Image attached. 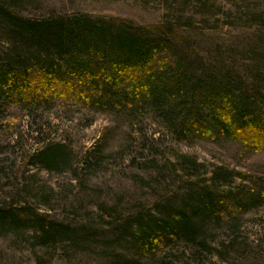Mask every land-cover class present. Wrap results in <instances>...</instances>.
<instances>
[{"label":"rangeland","instance_id":"1","mask_svg":"<svg viewBox=\"0 0 264 264\" xmlns=\"http://www.w3.org/2000/svg\"><path fill=\"white\" fill-rule=\"evenodd\" d=\"M24 19L88 16L144 28L172 27L206 60H228L245 75L264 52V0H10ZM2 48V49H1ZM8 44L0 35V60ZM229 66V67H230ZM61 143L69 164L46 171L30 159ZM96 152L97 158H87ZM264 152L221 139L181 141L158 112L138 115L51 103L29 113L9 106L0 118V207L17 204L88 233L77 246H39L31 231H0V264H264V201L221 221L201 250L179 243L137 255L122 225L158 217L199 189L262 191ZM216 181V182H213ZM264 200V199H263Z\"/></svg>","mask_w":264,"mask_h":264},{"label":"trees","instance_id":"2","mask_svg":"<svg viewBox=\"0 0 264 264\" xmlns=\"http://www.w3.org/2000/svg\"><path fill=\"white\" fill-rule=\"evenodd\" d=\"M9 1L0 0V35L8 44L0 60V118L12 105L31 114L55 102L130 116L152 110L181 141L226 139L264 152V52L253 63L256 72L245 75L228 60H206L184 47L169 26L144 28L83 15L28 20L15 15ZM96 156L87 158L94 162ZM69 159L66 146L54 143L30 161L56 171ZM260 181L257 194L199 189L179 207L132 218L122 233L110 234L128 236L142 257L179 243L201 250L219 222L262 204L264 177ZM8 230H30L39 246L75 247L88 237L15 203L0 207V231Z\"/></svg>","mask_w":264,"mask_h":264}]
</instances>
